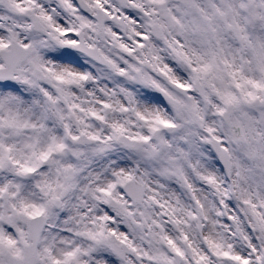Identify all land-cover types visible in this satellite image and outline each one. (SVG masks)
I'll use <instances>...</instances> for the list:
<instances>
[{"label": "snow or ice", "instance_id": "1", "mask_svg": "<svg viewBox=\"0 0 264 264\" xmlns=\"http://www.w3.org/2000/svg\"><path fill=\"white\" fill-rule=\"evenodd\" d=\"M0 264H264V0H0Z\"/></svg>", "mask_w": 264, "mask_h": 264}]
</instances>
